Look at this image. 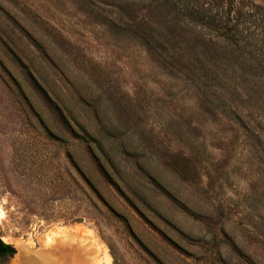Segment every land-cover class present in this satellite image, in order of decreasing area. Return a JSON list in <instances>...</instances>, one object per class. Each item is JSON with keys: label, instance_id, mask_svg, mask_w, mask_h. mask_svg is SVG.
<instances>
[{"label": "rangeland", "instance_id": "obj_1", "mask_svg": "<svg viewBox=\"0 0 264 264\" xmlns=\"http://www.w3.org/2000/svg\"><path fill=\"white\" fill-rule=\"evenodd\" d=\"M217 9L0 0V264H264V118L188 52Z\"/></svg>", "mask_w": 264, "mask_h": 264}, {"label": "trees", "instance_id": "obj_2", "mask_svg": "<svg viewBox=\"0 0 264 264\" xmlns=\"http://www.w3.org/2000/svg\"><path fill=\"white\" fill-rule=\"evenodd\" d=\"M216 1L217 13L201 20L204 28L214 32L215 40L202 42V58L194 54L196 43L188 50L194 68L202 70L205 85L231 84L234 97L230 100L245 104L241 111L234 109L235 113L250 112L264 118V5L253 0ZM258 27L261 30L257 32ZM227 93L219 96L223 102L229 99ZM15 253L16 248L0 237V259L7 260Z\"/></svg>", "mask_w": 264, "mask_h": 264}, {"label": "crops", "instance_id": "obj_3", "mask_svg": "<svg viewBox=\"0 0 264 264\" xmlns=\"http://www.w3.org/2000/svg\"><path fill=\"white\" fill-rule=\"evenodd\" d=\"M70 237V238H69ZM69 238V239H68ZM65 240V241H64ZM71 241L74 242V237L70 234H68L67 236L63 235L59 240H58V245L61 246H66V245H70ZM57 245V246H58Z\"/></svg>", "mask_w": 264, "mask_h": 264}, {"label": "bare ground", "instance_id": "obj_4", "mask_svg": "<svg viewBox=\"0 0 264 264\" xmlns=\"http://www.w3.org/2000/svg\"><path fill=\"white\" fill-rule=\"evenodd\" d=\"M52 227H53V226H52ZM57 228H58V227H57ZM51 230H52V229H51ZM51 230H50V231H51ZM48 231H49V230H48ZM50 231H49V232H50ZM50 233H51V232H50ZM53 233L57 234L58 232L55 231V232H53ZM68 234H70V232H69V233H66V234H64V235L67 236ZM45 235H46V233H45ZM47 235H48V234H47ZM79 235H80V234H79ZM62 236H63V235H62ZM72 236H73V235H72ZM48 237L50 238L51 241H52L53 239H56V240L58 239V240H59V237H58V238H57V237H51L50 235H48ZM73 237L75 238V236H73ZM7 238H8V237H7ZM69 238H70V237H69ZM69 238H68V239H69ZM9 239H10V238H9ZM64 241H65V240H64ZM58 246H60V245H58ZM67 246H68V245H67ZM72 247H73V246H72ZM66 248H67V247H66ZM70 249H71V248H70ZM79 250H80V249H79ZM76 253H77V252H75V254H76ZM78 255H79V254H78ZM78 255H77V256H78Z\"/></svg>", "mask_w": 264, "mask_h": 264}]
</instances>
